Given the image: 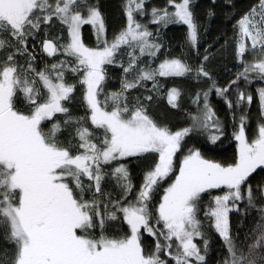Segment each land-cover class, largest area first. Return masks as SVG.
I'll return each instance as SVG.
<instances>
[{"label": "snow or ice", "instance_id": "snow-or-ice-1", "mask_svg": "<svg viewBox=\"0 0 264 264\" xmlns=\"http://www.w3.org/2000/svg\"><path fill=\"white\" fill-rule=\"evenodd\" d=\"M0 264H264V0H0Z\"/></svg>", "mask_w": 264, "mask_h": 264}, {"label": "trees", "instance_id": "trees-1", "mask_svg": "<svg viewBox=\"0 0 264 264\" xmlns=\"http://www.w3.org/2000/svg\"><path fill=\"white\" fill-rule=\"evenodd\" d=\"M100 2L103 6H106L110 14L114 15L115 9L119 5L120 0H100ZM247 2H249V0H237L238 4L247 3ZM210 3L211 0H198V4L200 5H208ZM219 3H222V0H217V4ZM210 24H211V30L209 32L208 40H206L205 43H207L211 39V37L217 33L218 30L223 29L225 27L230 28L231 22L230 21L225 22L223 20V17L218 15L211 20ZM169 35H175V38L179 39L180 31L177 28H170ZM229 67H231L232 70L235 71V67L233 65L230 64ZM221 73H222L221 82L225 83L226 80L223 79V77L227 76V73H223V69H221ZM113 86H118V82H116ZM213 103L219 109L218 114L223 115V108H224L223 102L221 100H217L214 94H213ZM233 148H234V144H230V142L226 141L224 144L218 146V148L212 154L215 155L217 158H220L224 155L230 154Z\"/></svg>", "mask_w": 264, "mask_h": 264}]
</instances>
